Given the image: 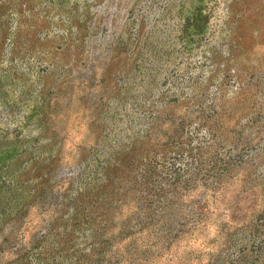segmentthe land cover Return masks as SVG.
Wrapping results in <instances>:
<instances>
[{"label":"rangeland","instance_id":"rangeland-1","mask_svg":"<svg viewBox=\"0 0 264 264\" xmlns=\"http://www.w3.org/2000/svg\"><path fill=\"white\" fill-rule=\"evenodd\" d=\"M0 264H264V0H0Z\"/></svg>","mask_w":264,"mask_h":264}]
</instances>
